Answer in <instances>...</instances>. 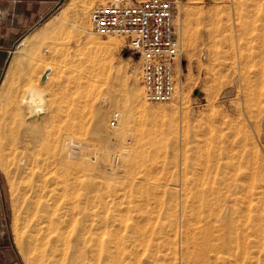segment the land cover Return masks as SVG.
Returning a JSON list of instances; mask_svg holds the SVG:
<instances>
[{"label":"rangeland","instance_id":"rangeland-1","mask_svg":"<svg viewBox=\"0 0 264 264\" xmlns=\"http://www.w3.org/2000/svg\"><path fill=\"white\" fill-rule=\"evenodd\" d=\"M68 1L18 41L50 28L9 68L11 54L0 84V172L19 263L68 264L77 226L136 242L132 264H264V0H177L184 54L177 94L163 103L145 98L127 39L115 35L120 46L105 48L109 36L92 30V9L108 0L59 14ZM85 22L90 33L78 28ZM33 85L53 102L54 130L80 124L82 133L67 132L55 149L25 136ZM103 104L106 131L93 134ZM116 115L130 127L119 131ZM139 129L141 158L131 155ZM80 163L62 197L63 172Z\"/></svg>","mask_w":264,"mask_h":264},{"label":"built area","instance_id":"built-area-1","mask_svg":"<svg viewBox=\"0 0 264 264\" xmlns=\"http://www.w3.org/2000/svg\"><path fill=\"white\" fill-rule=\"evenodd\" d=\"M176 10L177 0H108L90 13L96 34L127 39L150 102H169L178 91L184 49L175 29ZM111 123L116 125V120Z\"/></svg>","mask_w":264,"mask_h":264},{"label":"bare ground","instance_id":"bare-ground-1","mask_svg":"<svg viewBox=\"0 0 264 264\" xmlns=\"http://www.w3.org/2000/svg\"><path fill=\"white\" fill-rule=\"evenodd\" d=\"M78 1L79 0H69L68 2H66L64 9H62L59 12V14L65 15L66 14L65 12L68 9L75 7ZM91 6H92V3L91 4L87 3L84 6L85 12H88L90 10ZM88 20H87V22H88ZM83 24L84 25L79 26L78 28L80 30H82L83 32L90 33L91 31H90L89 25L86 22ZM49 30H50V28L44 27V28H41V30L37 31L36 33L30 34V35L26 36L25 38H23L19 42V44L16 46V48L12 51V57H11V60L9 62L8 67L10 68L14 59H16L19 56H22L24 58H29L32 54L33 48L39 43L40 38L42 36H44ZM96 42H98V41H96ZM120 44H121V41L118 38L114 37L113 35H109V40L104 44V46H105V48H116V47L120 46ZM100 45H101V43H98V46L96 48L100 49L103 46V45L102 46H100ZM47 71H48V68H47ZM133 95H134V101L138 103L142 99V89H140L139 87H136L134 89ZM81 97H83V96L81 95ZM81 97H79V100ZM76 98L78 100V96ZM24 100L26 103L29 104L28 114H29V118L31 119L30 123L28 122L27 127L25 129V136H27V135L31 136L32 135V137H40V136L45 137L47 140V147L55 149L57 146L59 147V143H60L59 141H60L62 135L67 134V132H69V131L76 132L77 131L79 133H82V131H83L82 126L83 125L80 126V124H79V126L76 124H74L72 126H66V127L59 126L60 128L58 131L54 130L55 123L58 121V120H56V119H58V116L56 115V113L54 114V112H53V108H52L53 102H50V104L45 105V103L42 102L43 101V91L41 89H39L37 86H35V85L31 86V88L29 89L26 96H24ZM77 104H78V102H77ZM144 104H146V102H144L143 105ZM74 106H76V105H74ZM107 113L108 112H107L106 106L104 104L97 107L94 110V113H93L94 125H93V128L91 129V133L101 134L102 132L106 131L105 120L107 119ZM116 116L120 120L119 131L126 130L127 128L130 127V121L128 120V118H121L120 115H116ZM79 118H81V116ZM34 123H36L35 125H37V126H35ZM139 128H141V127L139 126ZM25 138H27V137H25ZM116 140H117V142H119L118 139H116ZM143 140H144V132L142 129L141 130L139 129V133H138V136L136 138V146L132 150V154H131L132 156L136 155V157L138 156V158L142 157V153H140L139 151L141 150L140 147L144 143ZM140 155H141V157H140ZM136 157L134 156V158H136ZM63 161H62V163H63ZM65 167L66 166H64V168ZM64 168H63V170H64ZM83 169H85V168L80 163V164H77L74 167H71V168H69L63 172L64 174L62 176V180L64 183H68V184L64 185L65 188L63 189L62 194H60L62 197H65L66 195H68L67 193H68V190H70L69 189V186H70L69 181L71 179V176L74 174L75 171H82ZM76 182H78V181L76 180ZM72 205H75V204L73 203ZM73 210H74V208H73ZM222 217H223V215H222ZM60 220H62V219H60ZM61 224H62V222H61ZM67 236L61 237L63 239V241L65 239H67L66 238ZM70 238L67 239L69 241L68 242L69 246L67 247L68 251L65 250V251H67L66 254H68V256H69L68 264H132V261L134 259L133 257H135V258L138 257L140 252H141L140 251L138 254V248H137L136 242L134 243L135 245L133 246V248L129 247L127 245L125 246L127 240L129 239L128 237H93L92 234L90 235V230L89 231L85 230V232L82 233L80 228L77 226H75L74 234L71 235ZM32 239L34 241V248L41 249L40 253H41V255H44V253L46 251V248H43L45 246L44 240H43V243H44L43 244V243L39 242L38 237L32 236ZM137 239H139V238H137ZM134 240H136V239H134ZM41 241H42V239H41ZM139 241H141V240H139ZM65 243H66V240H65ZM65 243L63 242L62 245H64ZM139 243H142V242H139ZM139 246H140V244H139ZM59 247H60V245H59ZM63 247H65V246H63ZM53 248H54V246H53ZM57 249H59V248H57ZM62 250H64V249H62ZM53 253L55 254V252H53ZM137 254H138V256H137ZM45 255H46V253H45ZM138 260L136 259L137 262H138Z\"/></svg>","mask_w":264,"mask_h":264},{"label":"crops","instance_id":"crops-1","mask_svg":"<svg viewBox=\"0 0 264 264\" xmlns=\"http://www.w3.org/2000/svg\"><path fill=\"white\" fill-rule=\"evenodd\" d=\"M58 0H0V84L18 41L33 29ZM0 264H20L0 172Z\"/></svg>","mask_w":264,"mask_h":264},{"label":"water","instance_id":"water-1","mask_svg":"<svg viewBox=\"0 0 264 264\" xmlns=\"http://www.w3.org/2000/svg\"><path fill=\"white\" fill-rule=\"evenodd\" d=\"M63 0H61V2H62Z\"/></svg>","mask_w":264,"mask_h":264}]
</instances>
